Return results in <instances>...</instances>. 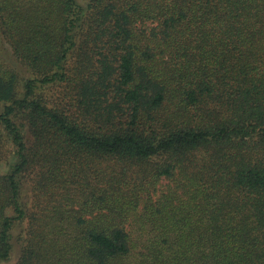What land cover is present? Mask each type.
Here are the masks:
<instances>
[{
    "label": "trees",
    "instance_id": "trees-1",
    "mask_svg": "<svg viewBox=\"0 0 264 264\" xmlns=\"http://www.w3.org/2000/svg\"><path fill=\"white\" fill-rule=\"evenodd\" d=\"M83 2L0 0V264H264V0Z\"/></svg>",
    "mask_w": 264,
    "mask_h": 264
},
{
    "label": "rangeland",
    "instance_id": "rangeland-1",
    "mask_svg": "<svg viewBox=\"0 0 264 264\" xmlns=\"http://www.w3.org/2000/svg\"><path fill=\"white\" fill-rule=\"evenodd\" d=\"M78 2L81 5H85L83 0H78ZM6 51H8V47L6 45L4 46L2 44V42H0V57L4 54L7 57V53H5ZM23 72H24V70H23ZM7 172H8V168L4 164L0 163V174H7ZM29 184H31V182ZM19 252H20V247H19V245H17L14 249V253H13L11 259L4 264H15L16 260L19 256Z\"/></svg>",
    "mask_w": 264,
    "mask_h": 264
}]
</instances>
